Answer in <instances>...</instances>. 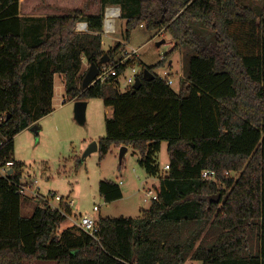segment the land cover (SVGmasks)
I'll return each mask as SVG.
<instances>
[{
    "label": "trees",
    "instance_id": "16d2710c",
    "mask_svg": "<svg viewBox=\"0 0 264 264\" xmlns=\"http://www.w3.org/2000/svg\"><path fill=\"white\" fill-rule=\"evenodd\" d=\"M107 2L95 15L77 9L26 22L20 0H0V160H15L14 175L0 177V264H264V9L236 0H111L126 25L123 42L105 50ZM81 21L89 33L76 31ZM141 25L166 30L174 45L154 66L139 60L142 87L121 92L117 77L83 87V58L100 70L112 65ZM184 47L188 71L177 92L157 70ZM57 74L67 100L102 98L113 109L100 161L113 146H132L159 177L157 156L168 142L158 200L138 218H99L96 236L78 226L60 230L72 214L65 201L54 209L39 200L22 213L17 184L26 165L14 158L15 137L53 112ZM205 170L216 179H204ZM99 190L107 203L123 198L115 181L102 180Z\"/></svg>",
    "mask_w": 264,
    "mask_h": 264
},
{
    "label": "rangeland",
    "instance_id": "374dc122",
    "mask_svg": "<svg viewBox=\"0 0 264 264\" xmlns=\"http://www.w3.org/2000/svg\"><path fill=\"white\" fill-rule=\"evenodd\" d=\"M110 1L107 2V5H114ZM236 1L240 6L252 8L259 14L264 9V0ZM24 2L23 18L27 22L37 11L44 16L56 13L47 10L48 2L54 5L62 4L64 8H67L65 14L83 9L86 15H95L100 12L104 0H25ZM125 25L126 20L121 18L117 24L116 35L102 37L104 49L109 50L118 42H123ZM115 37H118L119 40H113ZM163 40L165 43L160 44ZM172 42L173 39L166 30L149 31L146 28L138 27L132 32L126 49L121 51L115 59H118L123 53H127L128 50L140 49V57H136L134 63L140 65L139 60H142L146 65H155L172 50ZM188 54H190L189 48H181L171 56L165 67L157 70L160 75L164 73L165 69L172 71L176 80L172 87L177 92L180 91L182 83L186 80ZM171 61L172 65L169 66ZM89 68L88 65H85L84 71ZM129 74L130 68L119 78L116 88L121 92L128 89L126 76ZM56 82L53 113L37 122L36 125L39 127L37 133L29 128L15 137L14 158L25 163L24 174L28 178L38 179V187L42 195L47 196L54 193L69 199V202L73 201L72 214L67 218L70 226H75L82 214H92L97 219L141 217L143 211L149 209L152 203L147 191L157 189L161 175L164 176L169 170L166 168L169 163L168 142L162 143L161 151L157 156V162L161 169L159 177H152L146 172L140 165V153L135 151L132 146H128L123 161L120 159L122 146H113L106 158L101 161L98 152L92 153L83 160V155L89 146L106 135V117L113 115L112 110L105 105L102 98L91 99L87 106L85 122L80 123L75 115L76 101L69 100L64 104L66 91L62 89L63 82L60 75ZM239 175L237 173L234 176L238 177ZM102 180H112L118 183L122 189L123 198L107 203L99 190ZM145 198H148L149 201H145ZM23 204L22 213L28 216L39 204V200L25 198ZM55 204L59 203L55 202ZM95 206H98L100 210L94 211ZM34 264L56 263L50 260H41ZM199 264L203 263L199 262Z\"/></svg>",
    "mask_w": 264,
    "mask_h": 264
},
{
    "label": "built area",
    "instance_id": "2783aa9c",
    "mask_svg": "<svg viewBox=\"0 0 264 264\" xmlns=\"http://www.w3.org/2000/svg\"><path fill=\"white\" fill-rule=\"evenodd\" d=\"M122 18V8L118 5H111L105 8L104 13V26L102 31V37H107L110 35H116L118 29V21ZM89 30V24L87 22H81L77 25V31L80 33H85ZM103 42V40H102ZM104 44V43H103ZM139 56V49L128 50L127 53H123L122 56H119L118 59H115L112 65L104 66L100 70L99 75L95 79V82H107L112 77L119 78L125 74L128 68H130V74L126 76V86L128 88L133 87L136 83L137 77L142 72L141 67L134 63L135 58ZM131 64L127 67L126 71L119 75L117 73L116 67L118 65H124L128 62ZM158 76L161 80L165 81L168 85L173 86L175 84V78L172 74V71L165 69L164 73ZM5 118V114H0V123ZM14 166L15 160L12 158L5 157L3 160H0V176L8 179L10 176L14 175ZM166 168L169 169V165H166ZM202 177L204 179H216V173L214 171L205 170L202 172ZM38 179L28 178L27 175L23 174L19 184H17L20 194L25 198L35 199V200H44L48 204L56 209L60 208V203L65 201L72 205V202H69V199H66L57 194H49L47 196L42 195L40 188L38 187ZM147 195L151 197V202L158 200V191L156 188L149 189ZM145 201H149L148 198H145ZM55 202L59 204L56 205ZM100 208L95 206L94 211H99ZM98 220L92 214H82L79 221L76 222L75 226H78L88 232L89 234L96 236L99 233Z\"/></svg>",
    "mask_w": 264,
    "mask_h": 264
},
{
    "label": "water",
    "instance_id": "95a60500",
    "mask_svg": "<svg viewBox=\"0 0 264 264\" xmlns=\"http://www.w3.org/2000/svg\"><path fill=\"white\" fill-rule=\"evenodd\" d=\"M165 43V40H163L162 42H160V44ZM159 44V45H160ZM109 61V58L107 59H103L101 61L102 64L107 63ZM100 69L96 64H92L83 80V87H88L89 85L93 84V82L95 81V79L97 78V76L99 75ZM144 73V77L148 80L154 79L155 75L149 70V69H145L143 71ZM143 85V81L141 80L140 77H137L136 79V83L133 86V93L137 92ZM87 106H88V102L87 101H77L76 105H75V115L77 120L80 123H84L85 119H86V111H87ZM32 131L34 132H38L39 131V127L37 125H34L31 127ZM99 151V142L98 141H94L89 148L86 150V152L83 155V160H85L89 155H91L92 153L98 152ZM128 151V146H122L121 148V152H120V159L121 161H123V158L125 156V154ZM219 196H217V201H219Z\"/></svg>",
    "mask_w": 264,
    "mask_h": 264
},
{
    "label": "crops",
    "instance_id": "0c3cea01",
    "mask_svg": "<svg viewBox=\"0 0 264 264\" xmlns=\"http://www.w3.org/2000/svg\"><path fill=\"white\" fill-rule=\"evenodd\" d=\"M25 0H21L20 1V6H21V17H24V14H23V9H22V7H23V5H24V2ZM57 5H54L53 3L52 4H49V2L46 4L47 6V10H49V11H54V12H56V13H54V14H51V15H47V16H44L41 12H38L37 11V13H35V15L32 17V19H36L37 20V18H45V17H48V16H61V15H65V13L64 12H66L65 10H67V8H64V6L61 4V5H59L58 3H56ZM86 14V13H85ZM29 22V21H28ZM32 22V21H31ZM81 22H86V21H81ZM81 22H79V23H81ZM78 23V24H79ZM77 24V25H78ZM141 28H145V26L144 25H141L140 26ZM76 31H77V27H76ZM78 32V31H77ZM90 32V30H88L87 32H85V33H89ZM78 33H80V32H78ZM113 40H119L118 39V37H115V39H113ZM173 42H172V47H171V49L173 48ZM105 50H107V49H105ZM139 51H140V49H139ZM139 57H140V55H139ZM142 61V60H141ZM83 62H84V66L85 65H88V62H87V60L85 59V58H83ZM143 62V61H142ZM160 62V61H159ZM144 63V62H143ZM145 64V63H144ZM170 64H172V61L170 62ZM156 65V64H155ZM148 66H154V65H148ZM83 70H84V67H83ZM60 74H57V75H55V92H54V98H53V102H54V100H55V93H56V88H57V77L59 76ZM60 79L62 80V82H63V90H65V81H64V75H60ZM119 82V81H118ZM64 104L67 102V101H69V100H67V98H66V96H64ZM76 101V100H75ZM77 102V101H76ZM88 103H89V101H87ZM108 108H110L112 111H111V113H113V109L111 108V107H108ZM53 113V112H52ZM50 115V114H49ZM160 185V184H159ZM72 206V205H71ZM72 208V207H71ZM68 227H72V226H70L69 224H68V222H67V220L61 225V228H60V230L62 231V230H64V229H66V228H68ZM191 260H188L187 262H186V264H189V263H191V264H199V262L200 261H191Z\"/></svg>",
    "mask_w": 264,
    "mask_h": 264
}]
</instances>
